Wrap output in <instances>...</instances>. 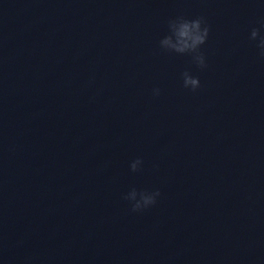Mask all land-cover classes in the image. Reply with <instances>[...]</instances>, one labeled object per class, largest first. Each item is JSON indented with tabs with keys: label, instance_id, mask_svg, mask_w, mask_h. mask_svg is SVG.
<instances>
[{
	"label": "water",
	"instance_id": "water-1",
	"mask_svg": "<svg viewBox=\"0 0 264 264\" xmlns=\"http://www.w3.org/2000/svg\"><path fill=\"white\" fill-rule=\"evenodd\" d=\"M141 264H264V192L204 223Z\"/></svg>",
	"mask_w": 264,
	"mask_h": 264
},
{
	"label": "clouds",
	"instance_id": "clouds-1",
	"mask_svg": "<svg viewBox=\"0 0 264 264\" xmlns=\"http://www.w3.org/2000/svg\"><path fill=\"white\" fill-rule=\"evenodd\" d=\"M210 28L203 17L186 18L177 16L168 21V34L159 40L161 50L178 55H190L192 62L200 69L207 67L206 59L201 51V47L206 44L209 36ZM249 39L258 41L257 47L260 50L261 57H264V35L261 30L253 28L250 32ZM183 87L193 92L201 87L199 77L193 76L189 71H184L181 74ZM153 95L159 96L160 89L154 88ZM143 161L139 158L130 164V169L133 172L139 171ZM160 196L159 190H137L132 188L124 199L131 204L133 212H139L153 206Z\"/></svg>",
	"mask_w": 264,
	"mask_h": 264
}]
</instances>
